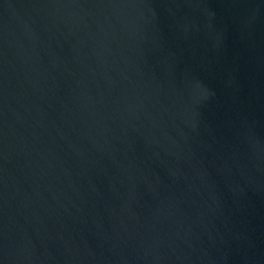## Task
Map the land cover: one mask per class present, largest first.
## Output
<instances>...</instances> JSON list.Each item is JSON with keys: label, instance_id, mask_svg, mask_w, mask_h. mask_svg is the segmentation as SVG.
Listing matches in <instances>:
<instances>
[{"label": "water", "instance_id": "water-1", "mask_svg": "<svg viewBox=\"0 0 264 264\" xmlns=\"http://www.w3.org/2000/svg\"><path fill=\"white\" fill-rule=\"evenodd\" d=\"M0 264H264V0H0Z\"/></svg>", "mask_w": 264, "mask_h": 264}]
</instances>
